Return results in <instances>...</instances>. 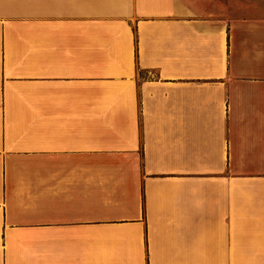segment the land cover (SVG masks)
<instances>
[{"label": "crops", "instance_id": "crops-1", "mask_svg": "<svg viewBox=\"0 0 264 264\" xmlns=\"http://www.w3.org/2000/svg\"><path fill=\"white\" fill-rule=\"evenodd\" d=\"M0 264H264V0H0Z\"/></svg>", "mask_w": 264, "mask_h": 264}]
</instances>
